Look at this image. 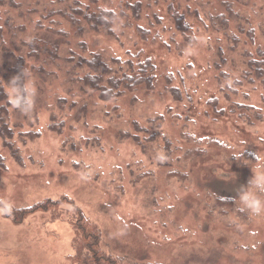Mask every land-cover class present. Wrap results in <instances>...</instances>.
<instances>
[{
	"label": "rangeland",
	"instance_id": "1",
	"mask_svg": "<svg viewBox=\"0 0 264 264\" xmlns=\"http://www.w3.org/2000/svg\"><path fill=\"white\" fill-rule=\"evenodd\" d=\"M52 1L0 5L2 47L15 48L9 22L26 27L18 45L33 36L65 39L48 27L73 35L65 22L44 19V5ZM81 1L126 14L115 37L89 31L80 39L86 51L78 53L102 51L136 69L150 60L154 85L104 101L73 88L67 68L52 66L24 81L31 92L27 110L7 87L9 111L6 123L0 121V264H105L79 247L73 204L102 231L100 248L118 264H264V210H238L242 187L254 174L264 175V83L252 80L246 63L264 60V0H172L192 26L184 35L165 0L151 6L143 0L140 19L123 0ZM227 3L247 20L244 33L236 20L229 29L219 26ZM25 61L30 76L40 62L27 55ZM216 194L233 201L221 204ZM63 197L71 202L21 223L5 212Z\"/></svg>",
	"mask_w": 264,
	"mask_h": 264
},
{
	"label": "trees",
	"instance_id": "2",
	"mask_svg": "<svg viewBox=\"0 0 264 264\" xmlns=\"http://www.w3.org/2000/svg\"><path fill=\"white\" fill-rule=\"evenodd\" d=\"M11 1L13 6L21 8L13 2V0H0V5H3ZM95 1V0H93ZM148 6L152 5V1L148 0ZM156 0L155 2H160ZM168 5V11L170 13L171 20H173L178 29L184 35L187 31L192 29V26L186 19L184 13L179 11L172 0H165ZM125 7L131 12L135 18H142L143 8L145 2L143 0H123ZM93 4V2H92ZM229 14H220L217 16L218 24L222 29H229L232 20H236L237 27L241 33H244L246 27L245 20H242V16L235 12L232 4H226ZM44 19H51V22L61 21L65 22L68 27L74 29L73 35H70L66 29L55 30L48 27V30L58 36L62 34L63 38L55 37L48 39L40 36H33L30 40H22L21 44H17L16 37L19 32L26 30V27L19 25L18 27L13 26L12 22H9L11 28L15 29L13 33V49H4L2 47V39H0V121L6 123L8 107L10 104L9 92L7 87H11L10 84L12 78L11 74L14 72L15 75H21L25 69L26 61L25 55L31 60L39 61L38 64H33V74L28 77H36L39 73L48 74L47 68L56 66L59 69L67 68V75L70 76L68 81L73 79L72 87L84 91L86 94H98L101 100L109 101L115 100L128 92L139 90L143 86L153 88L154 85V70L155 65L152 61L147 60L144 64L140 63L138 69L135 68V64L131 61H123L121 58L112 57L109 58L102 51L92 52L89 57L84 54L78 53V49L83 47L86 51V43L80 40L89 31H95L97 33L103 32L108 34L110 37H115V25L121 16H124L125 10L120 12L103 9L100 6L84 5L81 0H54L50 4V7L44 5ZM157 18V16H155ZM158 22L161 21L159 17ZM241 20L243 22H241ZM151 25L154 24L150 21ZM145 35L149 33V29L143 26L138 28ZM252 31L246 32L251 35ZM59 33V34H58ZM229 36V34H228ZM2 31L0 28V38H2ZM75 38V39H72ZM233 43L239 44L240 38L237 35L232 36ZM77 41V42H74ZM264 55V52H261ZM250 71L248 74L254 76L252 80H261L264 83V60L249 59L246 62ZM119 66H118V65ZM38 65V66H37ZM54 72V71H53ZM84 74V75H83ZM27 78L25 80H27ZM24 80V81H25ZM78 83L79 85H76ZM21 96H26L25 93L21 92ZM17 98V96H16ZM29 108V107H28ZM6 132L3 135L7 137ZM11 135V134H10ZM9 135V136H10ZM219 203H230L233 201L232 198L227 196L217 195L215 196ZM70 203L68 197H63L58 200L50 201L45 200L34 206L26 207L23 209H16L13 211L5 210L6 215L12 218L16 223H21L28 216L39 212V211H57L64 203ZM73 204V203H71ZM77 213L75 225L81 235V243L79 247L82 249L85 246L92 252L93 257L99 262L105 264H118V259L112 255H108L101 250L102 231L92 226L87 217L80 209L79 206L73 204Z\"/></svg>",
	"mask_w": 264,
	"mask_h": 264
},
{
	"label": "clouds",
	"instance_id": "3",
	"mask_svg": "<svg viewBox=\"0 0 264 264\" xmlns=\"http://www.w3.org/2000/svg\"><path fill=\"white\" fill-rule=\"evenodd\" d=\"M27 70L24 69L21 75L15 76L10 84L12 85L13 91L17 93L16 104L18 107H22L23 110H27L31 105V92L24 80L27 78ZM23 92L26 96H21L20 93ZM240 158L239 156H235ZM262 166H264V160L261 161ZM262 194H264V175H253L246 186L242 187L239 192V208L240 212H247L249 214H258L261 210H264V199H262Z\"/></svg>",
	"mask_w": 264,
	"mask_h": 264
}]
</instances>
